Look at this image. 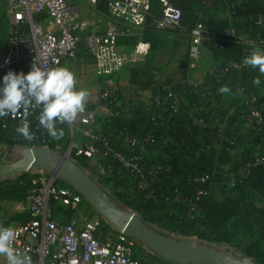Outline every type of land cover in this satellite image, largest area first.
<instances>
[{
	"label": "built area",
	"instance_id": "2783aa9c",
	"mask_svg": "<svg viewBox=\"0 0 264 264\" xmlns=\"http://www.w3.org/2000/svg\"><path fill=\"white\" fill-rule=\"evenodd\" d=\"M7 2L11 26L29 27L30 48L29 52L24 51L21 49V43L15 42L0 58V74L6 73L22 56L30 58L44 69L60 67L63 62L75 59L81 49L92 60L95 77L104 81L117 75L126 65L140 63L150 52V44L141 39L137 40L128 56L120 54L117 46L120 37L131 35L133 32L143 33L147 18L151 14V0H88L91 6L106 3L109 26L105 30L101 29L99 21L83 20L77 6L67 0ZM158 4L161 13L153 20L152 26L158 31L178 29L182 10L173 6L169 0H158ZM204 42H212L218 52L222 50L225 42H235L242 45L243 54L240 62L210 66L205 72V82L199 84L193 79L192 73L200 62ZM261 46V41L255 43L247 36L237 34L234 29L210 33L197 24L189 34L186 76L170 81L145 101L148 121L157 129L162 121L174 120V116L181 112V106H184L182 112L186 113L194 133L199 134L202 130L214 126L223 131L216 144L226 153L235 146L225 135L231 123H243L264 138V105L258 97L240 84L235 86V102L224 100V92L221 91L226 78L233 72H241L247 67L246 58ZM6 58L9 63H5ZM155 80L160 81L159 77H155ZM101 94L106 97L105 91L101 90ZM200 101L217 107L222 104V118L214 124L203 119L206 113L196 115ZM34 110L30 109L28 115H32ZM129 110V107H125L110 111L106 118H115L117 122L106 126V118H100L94 109L85 108L75 122L65 123L70 142L65 149V157L71 160L70 157L73 156L89 161L109 159L119 165L124 176H132L135 179V188L144 194L145 199H153V185L168 184L167 177L176 174L177 170L165 162L145 167L140 156L125 155L115 143L116 140L120 141L130 150L138 152H144L147 145L156 146V130L148 132L142 139L138 138L135 132L127 130L121 117H128ZM23 116L21 111L8 117L15 120ZM105 128L113 129L111 136L109 132L104 131ZM253 167L264 168V149L261 153L251 155L240 168L239 174L247 176ZM99 172L104 174L105 170L101 168ZM39 173L42 178L33 182L39 183V186L29 197L25 207V220L14 227L17 233L14 247L19 254L30 256L36 264H141L133 259L136 246L133 239L124 237L119 232L104 241L97 238L104 228L101 216L83 212L68 223L54 216L52 204L53 207L78 212L83 198L75 187L69 184L61 186L60 179L55 174ZM216 173L217 169L210 167L190 175L194 198L184 200L189 220L198 216L197 202L208 194L210 178ZM227 185L232 187L233 179ZM174 200L181 201L177 196ZM3 264H7L6 260Z\"/></svg>",
	"mask_w": 264,
	"mask_h": 264
},
{
	"label": "trees",
	"instance_id": "16d2710c",
	"mask_svg": "<svg viewBox=\"0 0 264 264\" xmlns=\"http://www.w3.org/2000/svg\"><path fill=\"white\" fill-rule=\"evenodd\" d=\"M185 2L183 10L178 5V0L172 2L173 6L182 10L180 27L175 30H156L152 26V22L160 16L161 11L160 8L158 9L155 6L153 7L154 9H151V14L147 18L146 26L142 33V40L148 42L151 46L149 53H153L149 61L153 60L162 50L167 49V46H171L176 51L178 43H175V40H189V34L197 24L202 25L210 33H217L230 28L234 29L237 34L245 35L255 43L261 41L262 46L260 49H264V0H195V2L193 0H186ZM193 2L196 6L192 5ZM29 36V27L27 25L11 27L10 32L7 34L0 48V58L8 52L15 42L21 43V49L24 51L28 50L29 52ZM242 52V45L235 42H225L222 50L219 51V63L240 62ZM32 62L36 63L26 56L19 57L7 71L11 69L15 72L22 71L26 73L30 70ZM187 65L188 54L182 64V72L179 78L186 76ZM257 73H259L258 68L249 76L250 83L253 82L254 78L259 77V75L262 76L261 73L259 75ZM4 74L2 72L0 76ZM155 77L148 75L147 71L144 70V75L141 78L136 77L138 79V86H145L144 80H146L147 84L152 85L156 94L169 82L166 84L161 83L155 80ZM243 87L247 89L245 85ZM105 93V98L100 94L96 102L98 106L108 108L111 112L125 107L130 108L129 104H123L119 107L115 105L120 95L113 88L108 89ZM203 103L204 101L199 102V109L202 108ZM183 108L184 106H181V112L174 116V120L171 122L162 121L157 126V129H155L148 121L144 104L139 113L142 112L146 131L143 133L141 131L142 134L138 135V138L142 139L148 132L156 130L154 132L157 140L156 146L160 143L161 136L165 135L169 141L185 152L192 153L197 151L202 145V138H200L199 134L191 130L186 118L187 115L182 112ZM199 109L195 112L196 115L203 114ZM215 110V112L213 110L210 114H204L205 118L203 119L206 122L212 121L214 124L217 123L224 113L217 106H215ZM130 113L131 110H129ZM39 115L40 109L35 108L32 115L27 116L30 122V129L34 133V139L32 141L25 140L16 132L17 126L21 125L25 119L24 116L21 119L15 120L10 119L8 116L0 117V143L7 146L15 144L39 148L46 146L52 151L58 146H63L58 140L52 139L47 130L40 126ZM121 119L126 125L127 130L130 132L133 131L130 127V122L134 119L133 115L132 119L126 116L121 117ZM105 122L107 126L115 124L117 120L108 117L105 119ZM236 123L229 124L228 130L230 131ZM57 129L63 130V137H67L68 131L65 123H58ZM205 130L209 132L208 137H211L215 143L219 139V135L223 133L217 126ZM104 131L109 132L111 136L113 129L108 130L105 128ZM133 132L136 133V131ZM225 135L228 140L233 141L228 137V134L225 133ZM151 148L147 145L144 152L136 153L126 152L121 149L127 156H140L142 158V164L145 167H150L153 164L162 163L161 160L150 163L146 159L147 157L152 158L153 156ZM222 154L218 165L215 167L217 173L210 178L208 194L201 197L197 202L199 214L193 220L187 218V204L184 202L185 199L194 198L193 185L189 177L181 176L176 172V174L174 173L167 177L168 184H154L155 196L153 199H145L144 194L136 190L135 179L132 176H124L119 165L115 162V174L107 182L111 183V188L113 189L118 186L125 187L124 189L131 186L136 190L137 193L132 195V202H129L130 200L126 198L124 202L129 206L136 205L137 213L147 225L156 226L160 231L166 232L171 237L196 236L207 242L235 246L243 257L252 259L256 264H264V168L253 167L247 176L240 175L238 173L240 172V167L236 168V161L230 155H227L228 153L225 152ZM78 164L83 166V159L80 158ZM230 175H233V177ZM232 178L233 186L230 187L227 184ZM33 181L34 177L24 174L17 177L13 182L6 181L0 183V200L10 203L24 202L30 190L34 188ZM101 183L106 184V181L102 180ZM59 184L66 186L61 181ZM211 184H220L222 187L218 190H211ZM176 196L181 199L180 202L174 200ZM166 198L168 201H165ZM52 209L55 211L54 216L60 217L66 223L75 217V212L63 210L58 206L53 207V204ZM84 212H87L89 215L95 214L90 208H86ZM18 217L13 216L12 219H17ZM0 226H6V224L0 223ZM104 231L105 227L102 228L100 235H97L100 241L105 240L103 236V233L105 234ZM136 249L137 247L135 246L133 259L139 261L141 264H148L136 258ZM155 260L156 264H169V262L158 257ZM32 264H36L35 261H32Z\"/></svg>",
	"mask_w": 264,
	"mask_h": 264
},
{
	"label": "crops",
	"instance_id": "0c3cea01",
	"mask_svg": "<svg viewBox=\"0 0 264 264\" xmlns=\"http://www.w3.org/2000/svg\"><path fill=\"white\" fill-rule=\"evenodd\" d=\"M70 3H73L77 6L80 15L85 21H99L100 27L102 30H105L109 26V19L107 17V6L105 2L99 3L97 6H91L88 0H67ZM176 0H169L172 2ZM186 0H178V5L181 9H184V5ZM195 2V0H193ZM153 7H157L159 9L158 0H153ZM192 3L193 6H196L195 3ZM41 18H39L40 20ZM138 39H143L142 34H137L133 32L131 35L122 36L118 39L117 50L122 55H129L132 52L134 44ZM167 48H170L167 46ZM152 52L146 56L141 63H144L145 71H147L148 75L155 76V72L157 70L154 59L149 61L152 57ZM219 52L216 51L212 45V42H204L203 47L201 49V59L198 64L197 69L192 73V77L195 82L201 84L205 82V72L206 70L215 63H219ZM129 65V64H128ZM61 66L69 68L76 77L77 87L84 88L89 92V96L86 101V108L94 109L100 115V118H106L110 112L108 108L100 107L96 104L101 90L108 91V89L113 88L120 95V98L116 101V106L119 107L123 104H129L131 113L128 115L129 119H132V115L134 117L130 122V127L133 131H136L137 136L141 135L146 131L144 126V118L142 116V106H144L145 101L155 94V90L153 89L151 84H147L146 80L145 86H138V79L133 77L131 79V83H128V78L125 79L123 73L120 71L114 78H110L104 81L97 79L94 75V65L92 60L89 58L83 50H81L80 54L73 60H67L62 63ZM256 71V68L251 66H247L243 68L241 72H233L223 83L222 87H227L229 91L224 92V100L235 102V86L237 84L245 85L247 89L256 95L259 100L264 104V75L260 76V72L257 73L261 80V84L259 86L250 83L249 76H251L252 72ZM146 75V74H145ZM130 77V76H129ZM127 82V83H126ZM131 86V99H124L122 95V89L124 86ZM225 101V102H226ZM220 109L223 108V105H219ZM215 110V106L213 104L204 102L200 111L210 114ZM223 111V110H222ZM142 131V133H141ZM208 131L202 130L199 133L200 138H202L201 147L192 153H187L182 150L177 145L173 144L169 141L165 135L161 136L160 143L157 146L151 148V152L153 153L152 158L147 157L150 163H153L156 160H161L167 164L172 165L176 168L177 173L184 177H189L190 175L196 173L198 170H204L209 167H216L218 165V161L220 157L223 155L220 150H214L213 148L219 147L216 145L215 141L208 137ZM228 134L234 143L235 146L230 155L234 161H236V168H239L241 162H244L247 157H250L253 154L261 153L264 149V138L258 134H256L251 128L247 127L243 123H236L232 126V128L225 132ZM117 145H119L126 152H138L137 150H130L128 147L121 144L119 141H115ZM205 143V145H204ZM213 151V152H212ZM216 152V153H215ZM219 152V153H218ZM207 155V160L204 157L200 159L201 156ZM148 156V155H147ZM83 159V158H82ZM116 164L109 159H98V160H86L83 159V167H81L86 174L96 182L100 188L106 193L109 191H120L124 190L121 186L116 187L115 189L111 188V183L107 182L109 178L114 176ZM103 168L105 170L104 174H99V169ZM225 168V167H224ZM227 169V168H225ZM232 177V175H230ZM102 180L106 181V184H102ZM222 185L220 184H211L210 189H219ZM25 207L21 203H11L7 208V214L2 219H0V223H5L6 226H18L25 217ZM13 216H19L17 219H12ZM142 220V219H141ZM146 224V223H145ZM150 228L159 232L160 229H154L151 227L152 225H148ZM161 234H166V232L160 231ZM180 237V236H179ZM6 259L0 256V264H3Z\"/></svg>",
	"mask_w": 264,
	"mask_h": 264
},
{
	"label": "clouds",
	"instance_id": "9594fccd",
	"mask_svg": "<svg viewBox=\"0 0 264 264\" xmlns=\"http://www.w3.org/2000/svg\"><path fill=\"white\" fill-rule=\"evenodd\" d=\"M5 63H9V59L6 58ZM245 63L258 68L264 75V49H254ZM253 84L259 86L260 78H254ZM221 91L229 89L225 86ZM88 96L86 89L77 87L76 77L69 68L44 69L32 62L26 73L9 69L0 76V117L15 116L22 111L25 119L17 126L16 132L25 140L32 141L34 133L27 116L30 109L39 108L40 126L52 139L60 140L64 132L57 129V124L75 122L85 111ZM16 236L14 226H0V256L6 259L7 264H32L30 256L21 255L15 249Z\"/></svg>",
	"mask_w": 264,
	"mask_h": 264
},
{
	"label": "water",
	"instance_id": "95a60500",
	"mask_svg": "<svg viewBox=\"0 0 264 264\" xmlns=\"http://www.w3.org/2000/svg\"><path fill=\"white\" fill-rule=\"evenodd\" d=\"M35 170L56 174L62 181L75 187L113 229L146 246L164 260L175 264H256L245 256L237 258L214 247L178 240L156 232L137 215L119 209L76 163L48 148H29L22 152L18 161L0 165V182Z\"/></svg>",
	"mask_w": 264,
	"mask_h": 264
},
{
	"label": "rangeland",
	"instance_id": "374dc122",
	"mask_svg": "<svg viewBox=\"0 0 264 264\" xmlns=\"http://www.w3.org/2000/svg\"><path fill=\"white\" fill-rule=\"evenodd\" d=\"M11 27H12L11 26V20H10V16H9V13H8V2L6 0H0V48H1L2 44H3V41L5 40V38L7 36V34L10 32ZM175 43H178V47H177L176 51H175L174 48H171V46H170V48L162 50L154 59V64H155V66L157 68V70L155 72L156 73L155 76L159 77L160 82L164 83V84H166V83H168L170 81L179 79V77L181 75V72H182V64H183V62H184V60H185V58L187 56L189 40H187V39H185V40L176 39ZM80 52H81V49H80ZM80 52H79V54H80ZM215 64H217V63H215ZM144 70H145L144 63L142 64L140 62V63L133 64V65H126L120 71L123 73L125 79L128 78V83L129 82L131 83V79L133 80V77H135V75H136V77L138 76L139 78H141L144 75ZM131 92H132V87L131 86H129V85L128 86H124V88L122 89V95H123L124 99H126V100L131 99V97H132L131 96ZM66 138H67V141H66ZM58 141L61 142L63 144V146H58L57 148H59V150H57V148H56L53 151L55 153H57V154L65 156L66 155L65 154V149L67 147V144L70 143L69 142L68 132H67V137H63L62 139H60ZM65 142H66V144H65ZM204 145H205V143H204ZM29 148H31V147L24 146V145H17V144L12 145V146H7V145H5L3 143H0V165H4V164L8 165V164H12V163L18 161L21 158V156H22V152L24 150L29 149ZM213 149L215 151L216 150H220L222 153H225L221 147H216V148H213ZM232 150L229 153H231ZM202 157H204L205 160H207V155L206 154L204 156H201L200 159ZM70 159L74 163H76L79 167H83V166H80L78 164V162L80 160L79 158H74L73 156H71ZM248 159H249V157H247V159L244 162H241L240 168L242 167V165ZM206 169H208V168H206ZM206 169H204V170H206ZM38 171L35 170L33 172H29V173H26V174L34 177V181L33 182H36L37 180H39V178H42V176L39 173V172H42V171H39V172ZM200 171H203V170H198L197 172H200ZM238 173H240V172H238ZM17 177H19V176H15L13 178L4 180L2 182H6V181L13 182V181H15V179ZM232 177H233V175H232ZM60 181L65 183L61 179L59 180V182ZM2 182H0V183H2ZM65 184L68 185L67 183H65ZM33 185H34V188L32 190H30L29 195L27 196L26 200L24 202H17V203H21L24 206L27 205L29 197L38 188L39 183H35V184L33 183ZM136 193H137L136 190H134V188L131 187V186H129L128 188H126L124 190H120V191H115L114 190V191L106 192V194L109 196V198L112 200V202L119 209H121L125 213H133V214L137 215L138 217H140V215L137 213V210H136L137 206L136 205L129 206V205L125 204V202H124L125 198L130 200L129 202H132V197H133L132 195H135ZM10 204H11L10 202L1 201L0 200V219H2L4 216H6L7 208H8V206ZM86 208H90L91 210H93V212H95V214L100 216L83 199V203H82L79 211L75 212V217H78L81 213H83ZM103 222H104V227H105V231H104L105 234L103 233V236L105 237V239L114 237L118 232L115 229H113L111 227V225L105 219H103ZM151 227H153L154 229L157 230V228L155 226L152 225ZM164 235L169 236L167 234H164ZM173 238L178 239V240H184V241H187V242H193L195 244H201V245L214 247V248H216L218 250L226 251L229 255L237 257V258H242L243 257L241 255V253L235 248V246H230V245H226V244H215V243L207 242L205 240L199 239L196 236H187V237H179V236H175L174 237L173 236ZM135 244H136V247H137V249L135 251V256H136L137 259H140V260H142V261H144V262H146L148 264H156L155 258L158 257L156 254H154L146 246L138 243L137 241H135ZM158 258H160V257H158ZM165 261H167V260H165ZM167 262H169V264H175V263L170 262V261H167Z\"/></svg>",
	"mask_w": 264,
	"mask_h": 264
},
{
	"label": "bare ground",
	"instance_id": "6f19581e",
	"mask_svg": "<svg viewBox=\"0 0 264 264\" xmlns=\"http://www.w3.org/2000/svg\"><path fill=\"white\" fill-rule=\"evenodd\" d=\"M56 175V174H55Z\"/></svg>",
	"mask_w": 264,
	"mask_h": 264
}]
</instances>
